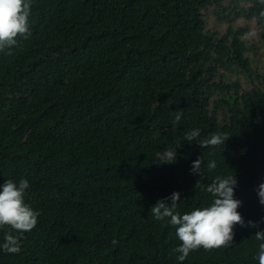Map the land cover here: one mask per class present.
I'll list each match as a JSON object with an SVG mask.
<instances>
[{
    "label": "trees",
    "instance_id": "16d2710c",
    "mask_svg": "<svg viewBox=\"0 0 264 264\" xmlns=\"http://www.w3.org/2000/svg\"><path fill=\"white\" fill-rule=\"evenodd\" d=\"M33 5L23 50L0 52V185L26 178L25 202L40 216L20 237V253L0 251V264H181L175 229L150 208L173 192L181 214L207 206L217 175L237 176L244 226L234 227L231 246L200 248L182 264H258L264 51L231 26L220 36L207 31L203 15L212 8L221 22L253 19L257 0ZM194 128L199 139L229 138L200 149L184 140ZM179 143L175 163L157 162ZM200 156L203 178L190 170ZM209 160L216 169H207Z\"/></svg>",
    "mask_w": 264,
    "mask_h": 264
},
{
    "label": "clouds",
    "instance_id": "9594fccd",
    "mask_svg": "<svg viewBox=\"0 0 264 264\" xmlns=\"http://www.w3.org/2000/svg\"><path fill=\"white\" fill-rule=\"evenodd\" d=\"M260 10L253 17V24L241 36L242 40H254L264 32V0H257ZM31 0H0V52L6 49L16 56L31 36L29 21L36 23L34 5L30 8ZM9 58V59H10ZM8 59V60H9ZM7 60V61H8ZM6 61V62H7ZM181 114L177 112L175 122H179ZM199 128L184 133V140L193 143L202 149L225 144L229 138L223 134L213 133L209 138L199 139ZM180 143L166 148L158 153L157 162L160 164H173L177 160V148ZM204 160L197 157L191 165V174L204 177ZM215 160L207 162V169H216ZM238 185L237 176H215L207 186L206 191L211 194L212 202L204 207H197L190 212L181 214L177 211V203L181 200L179 192H173L169 197L157 200L150 208V213L157 221H166L167 225L175 229V236L179 244L173 248L176 259L182 262L193 251L203 248L205 251L229 247L234 241V227L244 226V219L238 208L242 202L234 198L235 188ZM198 182L194 187H198ZM30 184L26 178L18 182L6 179L0 185V230L3 231V242L0 251L6 254H19L23 233L31 232L38 223L39 211L34 210L25 202V193ZM259 203L264 205V183L259 184L255 190ZM259 222L248 221V226L256 228ZM15 233V234H14ZM255 239L261 241L258 245L257 255L254 257L258 264H264V231H256ZM113 245L117 243L114 239Z\"/></svg>",
    "mask_w": 264,
    "mask_h": 264
},
{
    "label": "rangeland",
    "instance_id": "374dc122",
    "mask_svg": "<svg viewBox=\"0 0 264 264\" xmlns=\"http://www.w3.org/2000/svg\"><path fill=\"white\" fill-rule=\"evenodd\" d=\"M203 15L205 20V29L209 32L217 33L218 36L224 34L228 26H231L233 31H243V33L255 26L253 24V19H246L245 17L237 18L233 22H221L213 13L212 8H207V11L204 10ZM230 17L233 16L230 15ZM243 42L247 45H252L253 48L257 49L258 51H264V40L261 41V39L259 40L258 37L254 40H243Z\"/></svg>",
    "mask_w": 264,
    "mask_h": 264
}]
</instances>
